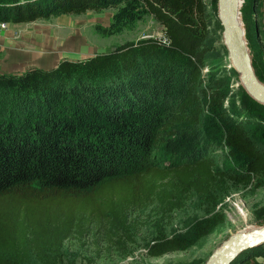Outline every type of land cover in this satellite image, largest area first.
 Segmentation results:
<instances>
[{"label":"trees","instance_id":"1","mask_svg":"<svg viewBox=\"0 0 264 264\" xmlns=\"http://www.w3.org/2000/svg\"><path fill=\"white\" fill-rule=\"evenodd\" d=\"M205 7L204 0H0V21L16 24L115 9L112 27L121 32L150 14L169 44L144 39L53 70L0 75V264H76L65 261V243L90 224L126 253L134 243L132 210L158 205L171 213L192 193L211 198L224 178L250 183L264 176V149L225 116L226 147L242 159L236 170L218 171L211 156L171 168L146 165L157 85H170L165 97L177 101L169 113L190 133L200 131L205 102L224 104L218 90H197L208 53ZM252 26L247 38L259 40L261 29ZM253 65L262 79L255 56ZM223 222L215 216L197 223L191 239L168 238L161 229L147 253L186 251ZM249 251L240 264H261L246 259Z\"/></svg>","mask_w":264,"mask_h":264},{"label":"rangeland","instance_id":"2","mask_svg":"<svg viewBox=\"0 0 264 264\" xmlns=\"http://www.w3.org/2000/svg\"><path fill=\"white\" fill-rule=\"evenodd\" d=\"M204 1L209 32L203 47L208 49V53L201 74L202 83L197 90L205 89L208 93L218 90L225 97L224 104L222 108L212 109L210 101L205 102V119L200 131L190 133L177 125L175 117L169 113L170 110H175L177 101L174 95L168 99L165 97L164 93L169 92L170 85H157V103L151 112L155 118L152 130L154 145L146 165L171 168L181 166L186 161L211 156L218 171L236 170L242 159L231 157L226 147V131L224 122L220 119L223 116L243 125L249 137L264 149V103L247 92L232 65L218 11L215 10V0ZM257 1L258 21L252 16L254 12L251 3H248L245 10L244 4L241 7V22L250 59L252 64L254 56L258 59V71L262 79L256 73L257 66L255 69L253 65L254 71L264 84V0ZM115 13V9H107L102 12L88 11L82 15L40 19L33 26L37 32L27 40L26 45L29 50L36 49L40 54L19 57L11 66L14 63H25V66L30 64L28 69L53 70L64 61H86L98 55L113 53L126 43H138L144 39H156L161 45L169 46L164 26L152 15H145L132 26L118 32L112 27ZM247 24L254 25L253 30L255 26H259V40L255 36L248 40ZM211 195V198L201 199L192 193L183 209L171 213L158 205H152L144 211L132 210L130 224L134 243H129L126 253L120 251L117 245L111 244L105 231L98 225L90 224L84 236L75 235L66 241L64 259L76 264H87L89 260L93 264H206L211 255L231 237L264 226V176L254 178L250 183H236L224 178ZM215 216L222 217L224 222L186 251L159 258L148 255L147 245L159 236L161 229L168 238L191 239L197 223ZM125 241L129 242L128 239ZM258 249L262 254L252 257L251 251ZM250 250L246 259H255L264 264V243ZM246 252L248 251L242 254ZM241 257L243 256H239L234 264H240Z\"/></svg>","mask_w":264,"mask_h":264},{"label":"water","instance_id":"3","mask_svg":"<svg viewBox=\"0 0 264 264\" xmlns=\"http://www.w3.org/2000/svg\"><path fill=\"white\" fill-rule=\"evenodd\" d=\"M243 1V0H241ZM241 6L238 0H219V21L223 29L226 49L234 69L247 92L264 103V84L257 77L245 41L243 23L240 24ZM264 243V226L258 230L239 233L224 242L206 264H233L243 252Z\"/></svg>","mask_w":264,"mask_h":264},{"label":"crops","instance_id":"4","mask_svg":"<svg viewBox=\"0 0 264 264\" xmlns=\"http://www.w3.org/2000/svg\"><path fill=\"white\" fill-rule=\"evenodd\" d=\"M251 3V8L254 14L252 15L258 21V11L259 4L257 0H243L242 6L244 4V10L247 8V4ZM254 19V18H253ZM39 20L31 23H9L8 29L3 31L0 35V75H23L32 69H28L29 65L25 66L23 64H13L19 57H24L27 54L39 55L40 52L36 49L29 50L26 45L28 44V39L34 37L37 30L33 27L34 23L39 22ZM42 44V36L39 37ZM9 50V51H7ZM29 70V71H28ZM36 70V69H33ZM41 70V69H40ZM49 70V69H45Z\"/></svg>","mask_w":264,"mask_h":264},{"label":"bare ground","instance_id":"5","mask_svg":"<svg viewBox=\"0 0 264 264\" xmlns=\"http://www.w3.org/2000/svg\"><path fill=\"white\" fill-rule=\"evenodd\" d=\"M214 4H215V10L218 11V16H219V0H215ZM241 4H242V1L241 0H238L239 7L241 6ZM239 23L242 24L241 18L239 20Z\"/></svg>","mask_w":264,"mask_h":264},{"label":"built area","instance_id":"6","mask_svg":"<svg viewBox=\"0 0 264 264\" xmlns=\"http://www.w3.org/2000/svg\"><path fill=\"white\" fill-rule=\"evenodd\" d=\"M8 26H9V23L8 22H5V21H0V34L7 30L8 29Z\"/></svg>","mask_w":264,"mask_h":264}]
</instances>
